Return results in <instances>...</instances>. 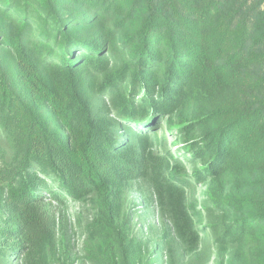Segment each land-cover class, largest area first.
<instances>
[{
  "label": "trees",
  "instance_id": "1",
  "mask_svg": "<svg viewBox=\"0 0 264 264\" xmlns=\"http://www.w3.org/2000/svg\"><path fill=\"white\" fill-rule=\"evenodd\" d=\"M167 113L205 161L184 184L227 219L216 244L264 264V0H0V262L52 230L49 200L94 194L106 264H130L114 190L176 160L132 146Z\"/></svg>",
  "mask_w": 264,
  "mask_h": 264
},
{
  "label": "rangeland",
  "instance_id": "2",
  "mask_svg": "<svg viewBox=\"0 0 264 264\" xmlns=\"http://www.w3.org/2000/svg\"><path fill=\"white\" fill-rule=\"evenodd\" d=\"M151 116L142 125L143 134L148 135L137 136L132 146L141 147L137 150L141 159L169 152L176 160L164 166L144 162L133 179L123 178L116 186L119 190H114L111 207L116 224L125 229L123 259L130 264H231L233 252L216 244L219 226L227 219L209 213L204 205L208 184H184L202 170L205 161L196 164L192 159L195 150L184 149L191 139L169 125L168 113L163 119ZM166 126L169 131H160ZM122 133L128 134H118ZM144 144L146 150L142 149ZM48 203L55 216L52 230L37 248L15 257L7 251L0 263L106 264L103 242L92 229L101 212L98 196ZM7 222L6 217H0V226ZM212 226L218 228L210 230Z\"/></svg>",
  "mask_w": 264,
  "mask_h": 264
}]
</instances>
